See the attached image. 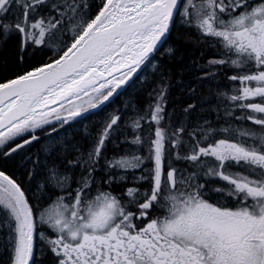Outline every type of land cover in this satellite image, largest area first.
Segmentation results:
<instances>
[{"label": "snow or ice", "instance_id": "obj_1", "mask_svg": "<svg viewBox=\"0 0 264 264\" xmlns=\"http://www.w3.org/2000/svg\"><path fill=\"white\" fill-rule=\"evenodd\" d=\"M0 257L264 264V0H0Z\"/></svg>", "mask_w": 264, "mask_h": 264}, {"label": "trees", "instance_id": "obj_2", "mask_svg": "<svg viewBox=\"0 0 264 264\" xmlns=\"http://www.w3.org/2000/svg\"><path fill=\"white\" fill-rule=\"evenodd\" d=\"M188 52H189V53H192V52H193V49H191V48L188 49ZM195 55L198 56V55H199V52H195ZM129 91L131 92L132 90L130 89ZM128 98H129V97H128L127 95L119 97V98L116 100L115 104L112 105L111 107H109V108L107 109V111H111V108H112V107H122L124 101L127 100ZM104 115H105V113H99L98 115L93 116L92 119L95 120V121H98V120L102 119ZM0 259H2V257H0Z\"/></svg>", "mask_w": 264, "mask_h": 264}, {"label": "flooded vegetation", "instance_id": "obj_3", "mask_svg": "<svg viewBox=\"0 0 264 264\" xmlns=\"http://www.w3.org/2000/svg\"><path fill=\"white\" fill-rule=\"evenodd\" d=\"M167 46V45H166Z\"/></svg>", "mask_w": 264, "mask_h": 264}]
</instances>
